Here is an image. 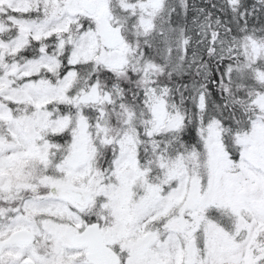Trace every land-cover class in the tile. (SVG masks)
Returning a JSON list of instances; mask_svg holds the SVG:
<instances>
[{
	"label": "snow or ice",
	"instance_id": "1",
	"mask_svg": "<svg viewBox=\"0 0 264 264\" xmlns=\"http://www.w3.org/2000/svg\"><path fill=\"white\" fill-rule=\"evenodd\" d=\"M0 264H264V0H0Z\"/></svg>",
	"mask_w": 264,
	"mask_h": 264
}]
</instances>
